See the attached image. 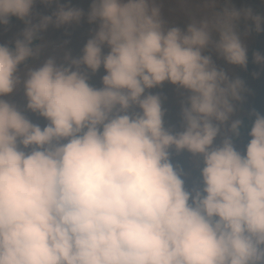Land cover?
<instances>
[{"label":"clouds","instance_id":"obj_1","mask_svg":"<svg viewBox=\"0 0 264 264\" xmlns=\"http://www.w3.org/2000/svg\"><path fill=\"white\" fill-rule=\"evenodd\" d=\"M37 2L57 7L34 19ZM199 5L182 28L163 0H91L87 13L0 0V26L25 25L0 44V264H264V114H250L238 150L247 89L217 63L247 68L264 15L229 0ZM85 17L95 27L79 56L60 48L29 66L50 27ZM254 60L264 66V54ZM165 84L179 91L178 131L153 91ZM20 91L24 109L10 99ZM173 152L192 157L191 189Z\"/></svg>","mask_w":264,"mask_h":264},{"label":"rangeland","instance_id":"obj_2","mask_svg":"<svg viewBox=\"0 0 264 264\" xmlns=\"http://www.w3.org/2000/svg\"><path fill=\"white\" fill-rule=\"evenodd\" d=\"M60 4L71 5L72 7L80 8L87 13L91 0H59ZM232 7L237 10L252 9L257 15H264V0H229ZM57 5L46 6L37 2L34 7V19L42 15H51ZM163 10L166 19L169 22H179L180 27H185V20L191 15H197L200 13L199 0H163ZM22 22V21H21ZM249 23L241 21L239 31L244 38V34L247 32ZM25 25L19 23L15 26L14 34L18 31V34L22 32ZM95 26L89 25L87 19H85L79 25L64 26L59 29L50 27L49 30L43 34L45 41H48L50 46L47 51L41 56L40 60H30L29 66H38L46 55H62L59 51L60 48H64L66 51H70L73 56H79L81 51L90 38V34ZM254 27V26H253ZM14 41V38H9L5 41L10 44ZM2 42V43H5ZM248 45V65L246 69L235 68L232 69L223 60L217 59V63L225 70L230 71L234 77H239L245 82L247 91L243 94L244 99L241 104H238V110L240 111L242 119H248L251 123L254 119L250 114L253 112H259L264 114V66L255 63L254 54L259 52L264 54V33L257 34L254 30L247 37ZM23 71V68L21 69ZM104 70L101 69L99 73L91 76L90 83L94 87H102V76ZM156 93L166 97L164 102V108L166 110V127L180 130V109L178 103L179 91L170 84H165L162 88L153 90ZM11 101L15 103L21 109L26 106V100L24 96L16 93L12 96ZM26 115L33 123L39 124L43 127L47 122L40 118L38 115L26 112ZM249 136H242L240 140L236 141L238 150H244L248 143ZM172 162L174 165L182 167L186 172L192 171V176L187 180V187L191 189L199 179V173L193 169L192 157L188 153H182L177 155L175 152L172 154Z\"/></svg>","mask_w":264,"mask_h":264},{"label":"crops","instance_id":"obj_3","mask_svg":"<svg viewBox=\"0 0 264 264\" xmlns=\"http://www.w3.org/2000/svg\"><path fill=\"white\" fill-rule=\"evenodd\" d=\"M19 23H23V22L21 21L12 22L8 28H4L3 26H0V44H7L8 42L5 41L9 40V38L15 39L17 37L18 31L14 34V30H15V26L18 25ZM22 68H24V66ZM18 94L24 96L22 91L18 92Z\"/></svg>","mask_w":264,"mask_h":264},{"label":"trees","instance_id":"obj_4","mask_svg":"<svg viewBox=\"0 0 264 264\" xmlns=\"http://www.w3.org/2000/svg\"><path fill=\"white\" fill-rule=\"evenodd\" d=\"M15 21H20L19 19H17V18H15V17H13L12 19H11V23L12 22H15ZM10 23V24H11ZM30 63V61L28 62V64ZM23 66H21V68H22ZM245 120V129L244 130H242V132H241V136H240V138H239V140L242 138V136H245V135H248V131L250 130V127H251V122L248 120V119H244Z\"/></svg>","mask_w":264,"mask_h":264}]
</instances>
